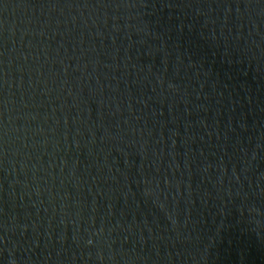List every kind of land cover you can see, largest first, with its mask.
I'll return each mask as SVG.
<instances>
[{
	"label": "water",
	"instance_id": "1",
	"mask_svg": "<svg viewBox=\"0 0 264 264\" xmlns=\"http://www.w3.org/2000/svg\"><path fill=\"white\" fill-rule=\"evenodd\" d=\"M0 264H264V0H0Z\"/></svg>",
	"mask_w": 264,
	"mask_h": 264
}]
</instances>
